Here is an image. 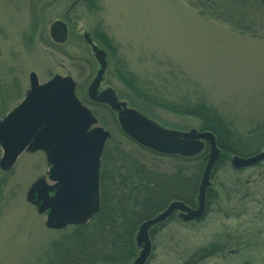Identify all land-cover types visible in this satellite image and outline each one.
Here are the masks:
<instances>
[{
    "label": "rangeland",
    "instance_id": "1",
    "mask_svg": "<svg viewBox=\"0 0 264 264\" xmlns=\"http://www.w3.org/2000/svg\"><path fill=\"white\" fill-rule=\"evenodd\" d=\"M71 1L45 0L48 4L36 14L37 20L33 0H0V119L28 91L30 71L39 82L56 73L84 82L87 100L86 86L96 64L81 33L87 30L98 38V30L114 45L108 48L102 85L161 125L198 129L200 118L190 107L202 102L242 135L264 123V0H79L68 14L73 32L56 44L49 37V24L63 17ZM85 104L124 149L170 170L173 160L121 139L105 107ZM48 168L44 152L36 150L23 151L8 170L0 169V264H45L53 243L65 233L63 228H48L46 214L26 199L30 185L46 177ZM234 181L248 183L239 189ZM210 182L214 199L200 220L163 223L151 239L145 264H182L216 234L234 235L244 227L250 236L243 233L239 254L219 252L197 264L260 262L264 159L241 170L229 161L222 163L213 169Z\"/></svg>",
    "mask_w": 264,
    "mask_h": 264
},
{
    "label": "water",
    "instance_id": "2",
    "mask_svg": "<svg viewBox=\"0 0 264 264\" xmlns=\"http://www.w3.org/2000/svg\"><path fill=\"white\" fill-rule=\"evenodd\" d=\"M79 0H72L70 10ZM67 12V11H66ZM66 16V13H65ZM63 19L49 24L54 43L68 39V26ZM82 38L89 45L97 68L86 87L89 100L105 105L114 112L119 129L131 140L164 155L192 157L207 145V157L197 186L196 206L172 200L166 207L143 220L135 234L137 255L130 264H145L152 250L149 229L179 210L183 221L200 218L205 211L206 189L220 149L210 130H186L165 127L139 109L118 98L115 90L101 87L107 66L106 51L94 43L87 31ZM29 89L24 97L0 119V169L8 170L23 151L42 150L48 171L28 188L26 199L45 213V225L60 229L70 224H83L99 210L100 156L110 136L109 130L97 124L92 110L75 92L76 82L70 75L53 74L39 82L34 71L28 73ZM264 159V148L257 153L229 160L235 169L250 167ZM258 264H264V257Z\"/></svg>",
    "mask_w": 264,
    "mask_h": 264
},
{
    "label": "trees",
    "instance_id": "3",
    "mask_svg": "<svg viewBox=\"0 0 264 264\" xmlns=\"http://www.w3.org/2000/svg\"><path fill=\"white\" fill-rule=\"evenodd\" d=\"M33 1L37 8V10H32L33 17L38 20L36 14L43 12L48 2L45 0ZM92 2L96 3L95 0ZM35 23L37 25L36 19L33 18V27L37 30L38 26H35ZM96 34L99 39L92 35L93 39L108 54V48L114 47L111 39L101 31L97 30ZM119 74L126 76L122 71H119ZM84 86V82H78L75 88L76 94L82 102L90 104L91 101L88 98L85 100L82 95ZM162 104L166 105L164 102ZM101 106L108 110L115 129L121 133V139L130 141L155 156L173 160L174 164L169 163L170 170H161L124 149L121 141L117 138L112 139L110 135L100 158L99 210L87 222L71 224L63 228L65 233L62 234L60 240L53 243L54 246L51 248L45 264H130L138 252L135 234L143 220L154 216L175 199L183 200L190 206H194L196 203L195 195L201 170L206 160L207 146L205 145L198 154L192 157L154 152L140 146L123 134L118 127L114 112L104 105ZM190 111L200 118L199 130H210L215 135L217 146L220 148V156L215 167L227 163L233 154L247 156L264 148V123L257 124L247 135H242L220 112L204 102L190 107ZM93 113L97 115L94 111ZM234 182L239 189L246 188L244 185L248 183ZM206 196L207 202L214 199V192L211 193V188L206 190ZM173 219L171 214L164 222L152 226L149 229L150 238L155 236L157 229L163 223ZM243 230H247V228L240 229V236L243 239V233L246 232L245 236L248 238L249 230L244 232ZM229 235L220 233V236H217L215 240L208 242L205 246L198 247L193 253L191 252L182 264H197L206 257L216 255L221 247L230 246L229 240H234L238 236V232Z\"/></svg>",
    "mask_w": 264,
    "mask_h": 264
},
{
    "label": "flooded vegetation",
    "instance_id": "4",
    "mask_svg": "<svg viewBox=\"0 0 264 264\" xmlns=\"http://www.w3.org/2000/svg\"><path fill=\"white\" fill-rule=\"evenodd\" d=\"M79 2V1H78ZM77 2V3H78ZM77 3H75L74 4V6L73 7H75V5L77 4ZM72 7V8H73ZM72 8L70 9V10H68V7H67V9H65V11L63 12V17H62V19L63 20H65V21H68L67 22V26H68V33H69V35H70V33H71V27H70V25H69V23H70V17H69V13H70V11L72 10ZM67 11V12H66ZM65 13H66V16H65ZM49 33V32H48ZM89 35H90V37H91V39H92V41L94 42V43H96L97 45H99L98 44V42L95 40V39H93V37H92V34L89 32ZM50 37V36H49ZM106 54H107V52H106ZM108 55V54H107ZM106 55V56H107ZM94 58V57H93ZM94 61H95V64H96V67H97V62H96V60L94 59ZM96 69V68H95ZM95 71V70H94ZM106 72V71H105ZM78 83V81H76V84ZM102 87H106V85L104 86V85H101ZM183 167H185V166H183ZM241 169H243V168H241ZM241 169H238V170H241ZM47 173V172H46ZM213 175V170H212V172H211V175H210V178H211V176ZM209 188H212V185L210 184V186H209ZM211 193H212V190H211ZM178 200H180V199H178ZM195 200H196V195H195ZM181 201H183V200H181ZM184 202V201H183ZM185 203V202H184ZM186 204V203H185ZM186 205H188V204H186ZM188 206H190V205H188ZM195 206H196V204H195ZM195 206H190V207H195ZM206 206H207V196L205 197V209H206ZM179 210L177 209V210H174L171 214H172V216H173V220H180V221H182V222H190V221H196V220H190V221H183L181 218H180V216H179ZM217 236H220V234L218 235V234H216L215 235V238L217 237ZM242 241H243V239L240 237V231L238 232V236L234 239V240H232V239H230L229 240V242H230V245L232 244V245H235L236 246V248H230L229 246L228 247H221L220 249V251L219 252H222V256H224V253L225 252H227L229 255H231V254H239L242 250H243V248H241V244H242ZM219 250V249H218ZM261 261V260H260ZM246 264H251L249 261H247L246 262Z\"/></svg>",
    "mask_w": 264,
    "mask_h": 264
}]
</instances>
